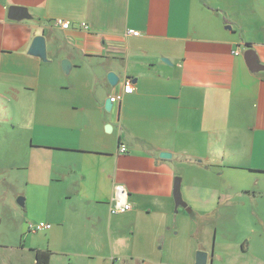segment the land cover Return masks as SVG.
I'll list each match as a JSON object with an SVG mask.
<instances>
[{
    "label": "crops",
    "instance_id": "0c3cea01",
    "mask_svg": "<svg viewBox=\"0 0 264 264\" xmlns=\"http://www.w3.org/2000/svg\"><path fill=\"white\" fill-rule=\"evenodd\" d=\"M246 49L264 64V0H0V197L23 199L0 209V264H264V70Z\"/></svg>",
    "mask_w": 264,
    "mask_h": 264
},
{
    "label": "water",
    "instance_id": "95a60500",
    "mask_svg": "<svg viewBox=\"0 0 264 264\" xmlns=\"http://www.w3.org/2000/svg\"><path fill=\"white\" fill-rule=\"evenodd\" d=\"M26 9L21 6H10L7 10V18L8 19H20L25 16ZM229 29V26L227 27ZM29 52L35 55H39L41 58L45 59V40L42 35H38L34 37L31 46L29 48ZM243 57L245 60V63L247 64L248 68L252 72H257L264 70V64L260 63L258 60V57L254 50L252 49H246L243 53ZM71 67V63L67 59H63L61 61V69L64 74H68ZM108 82L110 84L115 83V75L113 73H108L107 75ZM112 103L109 99L105 101V109L110 110L112 107ZM111 129L110 125L105 126V130L109 131ZM160 158L167 159L171 157L170 153L167 152H161L159 154ZM179 183L180 179L178 177H175L173 180V197L175 201V206L183 205V202L181 201V196L179 192ZM18 203L20 206L23 205V199L20 197L18 198ZM207 263V253L202 250H198L195 252V264H206Z\"/></svg>",
    "mask_w": 264,
    "mask_h": 264
},
{
    "label": "built area",
    "instance_id": "2783aa9c",
    "mask_svg": "<svg viewBox=\"0 0 264 264\" xmlns=\"http://www.w3.org/2000/svg\"><path fill=\"white\" fill-rule=\"evenodd\" d=\"M53 25L60 27L62 29H69L70 22L67 20L61 19V18H57L53 21ZM80 27L85 29V30L88 29L87 25H85L83 23L80 24ZM127 33L129 35H134V36L139 34L138 31H135V30H128ZM132 92H133L132 82L130 79H126L123 82L121 92L118 94L110 96L109 100L112 104H114L116 102L121 101V98L123 95L130 94ZM119 150L121 152H124L126 149H125L124 145H120ZM131 208H132V205L128 201L125 200L122 203H119V204L111 207L110 213L113 215L122 214V213H125V212L131 210ZM49 228H50V225L48 223H45V222H39V223L27 222L26 223V230L29 232H38V231L46 230Z\"/></svg>",
    "mask_w": 264,
    "mask_h": 264
},
{
    "label": "rangeland",
    "instance_id": "374dc122",
    "mask_svg": "<svg viewBox=\"0 0 264 264\" xmlns=\"http://www.w3.org/2000/svg\"><path fill=\"white\" fill-rule=\"evenodd\" d=\"M256 52V51H255ZM256 54H257V52H256ZM258 55V54H257ZM259 57V56H258ZM261 63V62H260ZM175 177H177V176H175ZM174 177V178H175ZM1 189H2V186H1ZM21 196H17V197H11V196H7L6 198H5V196H2V197H0V209H8V204L9 203H11L13 206H18V207H20V205H19V203H18V198H20ZM10 219H11V222H10V225L12 226L13 225V227H12V229H14V226H15V222L16 221H18V219H19V215H18V213H16V211H12L11 212V214H10ZM6 224H5V221L2 223V225H0V227H3V226H5ZM1 230V229H0ZM15 238V237H14ZM12 240H14V239H12Z\"/></svg>",
    "mask_w": 264,
    "mask_h": 264
},
{
    "label": "trees",
    "instance_id": "16d2710c",
    "mask_svg": "<svg viewBox=\"0 0 264 264\" xmlns=\"http://www.w3.org/2000/svg\"><path fill=\"white\" fill-rule=\"evenodd\" d=\"M40 255H43V259L40 257ZM48 255H49V251H45V252L39 250L36 251V256L42 264L47 263Z\"/></svg>",
    "mask_w": 264,
    "mask_h": 264
}]
</instances>
